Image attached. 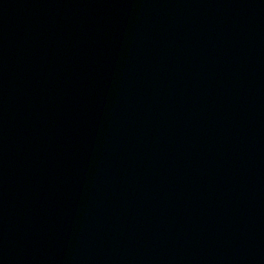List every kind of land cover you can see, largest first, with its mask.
Here are the masks:
<instances>
[{"label": "water", "instance_id": "obj_1", "mask_svg": "<svg viewBox=\"0 0 264 264\" xmlns=\"http://www.w3.org/2000/svg\"><path fill=\"white\" fill-rule=\"evenodd\" d=\"M0 264H264V0H0Z\"/></svg>", "mask_w": 264, "mask_h": 264}]
</instances>
